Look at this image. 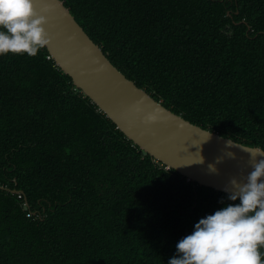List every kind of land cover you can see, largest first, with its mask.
Returning a JSON list of instances; mask_svg holds the SVG:
<instances>
[{"label": "trees", "instance_id": "1", "mask_svg": "<svg viewBox=\"0 0 264 264\" xmlns=\"http://www.w3.org/2000/svg\"><path fill=\"white\" fill-rule=\"evenodd\" d=\"M63 1L168 109L264 148V0ZM0 186V264H167L226 197L141 149L46 47L0 56Z\"/></svg>", "mask_w": 264, "mask_h": 264}, {"label": "water", "instance_id": "2", "mask_svg": "<svg viewBox=\"0 0 264 264\" xmlns=\"http://www.w3.org/2000/svg\"><path fill=\"white\" fill-rule=\"evenodd\" d=\"M36 7L48 9L46 48L57 65L129 139L200 185L223 191L226 185L231 188L233 177L245 182L252 170L248 149L261 147L224 137L168 109L114 65L63 0H37Z\"/></svg>", "mask_w": 264, "mask_h": 264}, {"label": "clouds", "instance_id": "3", "mask_svg": "<svg viewBox=\"0 0 264 264\" xmlns=\"http://www.w3.org/2000/svg\"><path fill=\"white\" fill-rule=\"evenodd\" d=\"M36 2L0 0V56H35L49 43L44 26L48 9L38 11ZM248 150L252 170L245 182L230 179L231 188L223 187L224 206L194 224L191 233L176 243L167 264H264V148ZM209 168L216 171L214 165Z\"/></svg>", "mask_w": 264, "mask_h": 264}]
</instances>
